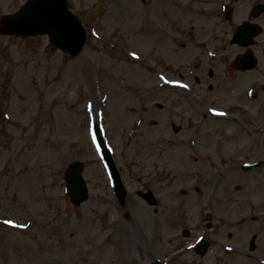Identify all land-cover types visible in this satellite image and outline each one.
<instances>
[{"label":"rangeland","instance_id":"rangeland-1","mask_svg":"<svg viewBox=\"0 0 264 264\" xmlns=\"http://www.w3.org/2000/svg\"><path fill=\"white\" fill-rule=\"evenodd\" d=\"M9 1L0 0V264H263L264 79L230 77L238 50L205 31L222 32V18L205 22L198 0H68L87 36L71 55L48 34L6 33L1 19L28 0ZM74 161L91 193L80 205L66 190ZM126 224L136 229L128 240ZM200 236L205 256L193 249Z\"/></svg>","mask_w":264,"mask_h":264},{"label":"water","instance_id":"water-1","mask_svg":"<svg viewBox=\"0 0 264 264\" xmlns=\"http://www.w3.org/2000/svg\"><path fill=\"white\" fill-rule=\"evenodd\" d=\"M2 22L6 32L9 33L30 35L47 32L55 46L64 48L73 55L80 53L87 37L80 18L69 9L67 0H29L18 15L5 17ZM104 152L113 172L117 194L122 200L126 195L125 186L112 157L107 150ZM83 169L82 164L75 162L67 170L68 190L76 204L89 197ZM145 197L150 202L156 200L152 192L145 193ZM207 246L208 241L204 239L198 246V251L204 253ZM154 264L161 263L155 262Z\"/></svg>","mask_w":264,"mask_h":264},{"label":"flooded vegetation","instance_id":"flooded-vegetation-1","mask_svg":"<svg viewBox=\"0 0 264 264\" xmlns=\"http://www.w3.org/2000/svg\"><path fill=\"white\" fill-rule=\"evenodd\" d=\"M192 3H200L206 6V11L198 10L197 15H203L205 22L215 17H222V32H214L209 28L205 29L207 34L213 32L212 39L224 41L229 44L228 47H234L238 50L237 57H243L249 50H252L257 57L256 66L252 69H240L235 66L234 60L228 62V69L234 74L231 78H236V75H253L257 72L260 79H264V0H198ZM206 14V15H204ZM240 29V34L243 36L242 41L233 43L232 39L236 30ZM243 43H248L247 45ZM226 47V50L228 49ZM235 56V58H236ZM211 77L215 76L213 69L209 70ZM233 78V79H234ZM241 77L240 79H242ZM197 79H200L197 76ZM258 80V79H257ZM262 88L264 91V87ZM254 96H257L255 91Z\"/></svg>","mask_w":264,"mask_h":264},{"label":"bare ground","instance_id":"bare-ground-1","mask_svg":"<svg viewBox=\"0 0 264 264\" xmlns=\"http://www.w3.org/2000/svg\"><path fill=\"white\" fill-rule=\"evenodd\" d=\"M16 1H17V0H12V2H11V0H10L9 2H11V3H15ZM11 3H9V4H11ZM9 4H7L6 6H3V8L9 6ZM0 7L2 8L1 5H0ZM93 92H95V91H93ZM93 92H92V93H93ZM94 95H95V93H94ZM125 203H126V202H125ZM119 225H120V227H122V226H121L122 224H119ZM125 227H128V230L125 228V229H126V232H125V233H126V240H128L129 233L131 232V235L133 236V234H134V230H136V229L130 227L129 224H126ZM131 230H132V231H131ZM119 239L125 241L123 235H120V236H119Z\"/></svg>","mask_w":264,"mask_h":264}]
</instances>
